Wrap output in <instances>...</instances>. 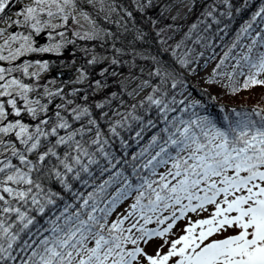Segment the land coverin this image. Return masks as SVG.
<instances>
[{
	"label": "snow or ice",
	"instance_id": "1",
	"mask_svg": "<svg viewBox=\"0 0 264 264\" xmlns=\"http://www.w3.org/2000/svg\"><path fill=\"white\" fill-rule=\"evenodd\" d=\"M15 2L0 0V22L7 16L9 27L23 26L24 32L4 38L0 62L30 54L61 55L65 42L73 43L64 40L63 31L56 33L60 41L52 33L75 20L69 8L77 0H32L15 16L8 15ZM220 5L226 11L219 15L232 20L231 0H214L205 13L213 23H206L203 32L220 25L215 14ZM250 6L251 0H244L236 11ZM54 19L61 23H52ZM6 31L0 28V37ZM229 31L225 24L205 36L193 24L173 49V63L184 69L198 63L191 56L195 48L186 47L189 41L208 50L205 68L220 55L219 48L223 55L210 83L226 79L224 87L233 94L264 86V0L225 43ZM42 34L49 42L38 46L34 37ZM95 35L86 32L80 38ZM217 37L221 43L214 45ZM33 66L47 70L49 61L0 66V97H14L13 89H18L23 111L38 120L34 127L22 122L17 99L0 100V136L6 138L0 140V264H264V108H233L220 125L195 110L199 101L186 104L187 97L178 100L176 93L169 95L157 85L140 102L141 115L134 114V104L132 112L116 113L119 120L105 121L108 132L119 137L123 151L117 156L108 150L111 145L96 119L74 127L92 116L88 107L72 108V123L60 111L51 124L52 117L40 118L47 116L48 105L29 99L33 87L11 75H27ZM151 75L163 81L168 77L159 68ZM178 87H184L183 80H173L171 89ZM43 95L58 96L60 90L45 89ZM107 116L104 112L100 119ZM118 128L128 133L127 140ZM133 144L138 150L130 151ZM48 181L60 185V191L46 186ZM154 239L162 242L149 254L146 248Z\"/></svg>",
	"mask_w": 264,
	"mask_h": 264
},
{
	"label": "trees",
	"instance_id": "2",
	"mask_svg": "<svg viewBox=\"0 0 264 264\" xmlns=\"http://www.w3.org/2000/svg\"><path fill=\"white\" fill-rule=\"evenodd\" d=\"M106 1L107 13L87 0H78L80 6L91 12L101 26V31L95 35L94 39H81L80 36H83L82 34L77 36L75 31L70 30L67 38L64 40H71L73 43L68 44L65 42L64 47L61 49V55L30 54L21 60L12 63L2 62V64L4 67H12L20 65L25 59L30 58L49 61V68L53 70L69 65H72L74 68H82L88 77L85 82L77 86H65V81H58V83L65 87L55 89L53 92L60 90V95L52 97L43 95L45 89L48 90L46 79L33 77L32 74L25 75L20 71L14 72L11 75L31 85L34 89L33 93L44 96L43 100H47L49 111L47 116L41 114L40 118L52 117V120L49 121L50 124L55 120L54 114L56 111H60L61 115L68 116L69 122L72 123L71 116L73 114L71 113V109L78 105L88 107L92 116L83 117L81 121L74 123V127L86 124L89 118L96 119L104 136L109 140V145H111L108 150L120 156L123 149L119 147V137H113L108 132L110 125L105 121L109 118L112 121L119 120L121 117L116 113L126 114L132 112V105L134 104L138 105L134 114L141 115L143 108L139 106L140 102L144 101L147 95L152 94L153 88L157 85H161L162 90L169 91V95L176 93L177 99H181L180 93L193 87L195 80L192 73L193 64L191 65V69H184L178 63H173L174 57L171 55L173 49L184 39L185 33L189 32L193 24L198 25L200 35L210 36L215 34L217 27L223 28L230 20L225 16L219 15V13L226 11V7L220 5L215 13L217 18L221 20L220 25L213 24V28L208 33L203 32L202 29L206 23H213L211 18L207 17L205 13L209 10L208 6L214 3V0H191L193 2L194 13L184 23L185 25H182L178 31V38L175 39L176 36L169 38L170 33L168 29L169 24L173 20L165 11L159 9L160 5L156 0ZM216 2L218 3V0ZM243 2L244 0H231L233 5L231 12L243 6ZM260 2L261 0H251V6L247 8L245 15L246 19L250 18L251 13L257 9ZM15 8V4H13L8 14L13 13ZM220 35H223V33ZM232 37L230 35L227 36L224 42H229ZM36 38H39V36H36ZM194 38L195 34L193 35ZM213 43L214 45L221 43L219 37ZM186 47L195 48L191 56L196 61L199 52L208 51L199 45H193L190 41L186 43ZM184 50L185 48L182 47L178 51L183 53ZM92 52H109L112 57L110 59H92L90 57ZM217 52L223 55L221 49L217 48ZM139 66L145 68L143 76L148 81V84L141 95H135L125 83L123 75L136 72ZM157 68L160 69L161 73H168L166 81H163L160 76L151 75ZM105 69L107 71H104ZM173 80H183L184 87L171 89ZM97 81H100L101 88H98ZM214 91L218 92L219 88L214 86L213 88L200 91L201 95L199 94V96H203L206 99L204 103L197 105L195 110L201 111L220 125L225 123L224 116L229 115L233 108L237 110L242 108L251 109L253 107L264 108V86L257 85L235 94L230 92L225 98H222L221 94L213 97ZM11 98L17 99L18 107L22 109V122L34 127L38 123V120H33L23 111L25 102L20 100L19 96L14 93V97H0V100L6 102ZM68 101L72 103L69 104ZM61 104L65 105V107H56ZM97 104H104L105 107L99 109L96 107ZM146 106L144 105V107ZM6 109L10 110L11 106L6 104ZM154 111L155 109H153ZM104 112H107L108 116L100 119ZM9 118L12 119L13 117ZM117 130L120 132L121 137H124L126 140L128 139V133L120 128ZM60 134H65L64 130H61ZM13 142L16 146L22 147L18 141L14 140ZM132 150H138L134 144L132 145ZM35 158V154H33L32 159L35 160ZM101 163L103 164L104 161L101 160ZM46 186L51 187L54 191H60L61 188L60 185L52 181H48ZM74 187L77 186L74 185ZM80 190L83 191L84 189L80 188Z\"/></svg>",
	"mask_w": 264,
	"mask_h": 264
},
{
	"label": "rangeland",
	"instance_id": "3",
	"mask_svg": "<svg viewBox=\"0 0 264 264\" xmlns=\"http://www.w3.org/2000/svg\"><path fill=\"white\" fill-rule=\"evenodd\" d=\"M87 1L93 4L94 6H96L97 8H99L100 10H102L103 12L107 13V1L106 0H87ZM156 1L160 5L159 9L166 11L169 17H171L173 20V22L170 23L168 27L169 33H170L169 38L171 37L173 38V36H176L175 39H177L178 31L180 30L182 25H185L184 23L188 21V19L194 13V7H193L192 1L191 0H156ZM31 4H32V0H16V3H15L16 8L14 9L13 13L11 14L9 13L8 15L15 16L17 10H23V8ZM236 9L233 11L232 20H230V22L228 23L229 29H231V31H229L228 34L233 35V36L235 34L234 30L239 27L243 19L244 20L246 19L245 10L238 13ZM69 11L72 14V16L75 17V20L70 19L69 23L64 28L63 27L58 28L56 29V31L52 33V35L55 37V41L61 40V37L56 35V33L60 31H63L65 33L64 39L67 38L70 30L79 32L82 35H84V33L86 32L99 34V32L101 31L100 24L89 11L83 9L80 6V4L78 3V0L76 3V7L72 8L70 6ZM82 13H87L88 18L85 19ZM76 21H78L79 23H77ZM9 23L10 21H8L7 16H5L3 22H0V28L7 30L5 33V37H0V44L3 43V40L4 38L7 37V35L12 34L14 31L24 32L23 26H17L15 28H11L9 27ZM52 23L59 24L61 23V21L59 19H54ZM25 34L27 33L25 32ZM43 35L44 34L40 35L39 38L34 37L36 41L38 42V46H43L49 42L47 36H43ZM13 47H16V45H13ZM204 52H205V56L204 57L198 56V59H197L198 63H193V73H194V78H195L193 82V87H191L190 90L182 91L181 99H185V97H187V99L185 100L186 104L192 103L193 101H199L200 103H204L206 98L203 96H199V94L201 95L200 91L213 88L214 86L219 88V91H218L219 93L217 91H214L215 94L213 95L215 96H217L218 94H221L222 96L227 97L229 93L231 92L229 89L224 87V84L227 83L226 79L218 83H215V84L209 82V77L212 75L213 69L216 67L217 60L220 59L222 54L220 53V55H217L216 59L211 60L208 63L207 67L205 68L203 67V63H204V60L207 59L208 52L207 51H204ZM90 57L92 59H110L112 55L109 52H103V53L92 52L90 54ZM25 60L34 62L35 60H40V59L27 58ZM0 66H3L2 62H0ZM69 67H73V66L69 65ZM34 72L39 73L38 77H43L44 79H46L48 91L50 92H53L55 89H61L69 85L77 86L87 79V74L80 67H77L75 69L74 74L71 76L70 79L66 81L65 86L58 83L57 82L58 80L52 76L53 69L51 68H48L47 70H41L38 66H33L28 69V74H32ZM144 72H145V68H143L142 66H139L136 72L127 73L123 75V79L125 83L129 86V88L135 95L142 94V92L145 90L147 86V85H144L140 87L143 84V82L146 81V79L143 76ZM241 80H243V78H241ZM18 91H19L18 89H15V88L13 89L14 93ZM28 95H29V99H33V100L39 99L41 104H47V100H43L44 96L42 95H37L36 93H33V91L30 92ZM198 112H200L201 115H206L202 113L201 111H198ZM149 135H151V133H149ZM3 139H5V137L0 136V140H3ZM20 148L23 149V146ZM0 151H2V149H0ZM32 157H33V154H30L31 159ZM2 158L3 156L0 155V159ZM13 163H17L15 158H13ZM97 182L99 183V181ZM122 210H123V207L121 208V211ZM192 215H193V218H195V214H192ZM149 227H155V225H149ZM161 242L162 241L160 239H154L152 242L149 243L148 247L146 248V251H148L149 254H153Z\"/></svg>",
	"mask_w": 264,
	"mask_h": 264
},
{
	"label": "water",
	"instance_id": "4",
	"mask_svg": "<svg viewBox=\"0 0 264 264\" xmlns=\"http://www.w3.org/2000/svg\"><path fill=\"white\" fill-rule=\"evenodd\" d=\"M72 73H73L72 69L63 68V69H59V70L54 71L53 75L64 80V79L69 78L72 75Z\"/></svg>",
	"mask_w": 264,
	"mask_h": 264
}]
</instances>
